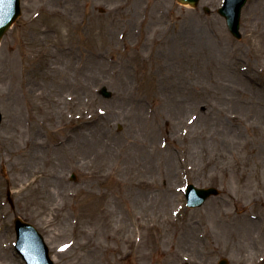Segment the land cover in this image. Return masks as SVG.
<instances>
[{
    "label": "rangeland",
    "instance_id": "374dc122",
    "mask_svg": "<svg viewBox=\"0 0 264 264\" xmlns=\"http://www.w3.org/2000/svg\"><path fill=\"white\" fill-rule=\"evenodd\" d=\"M221 2L20 0L0 39V264H24L16 217L54 264H264V0L239 38ZM187 182L219 193L187 208Z\"/></svg>",
    "mask_w": 264,
    "mask_h": 264
},
{
    "label": "water",
    "instance_id": "95a60500",
    "mask_svg": "<svg viewBox=\"0 0 264 264\" xmlns=\"http://www.w3.org/2000/svg\"><path fill=\"white\" fill-rule=\"evenodd\" d=\"M182 3H190L195 6L198 0H178ZM246 0H224L221 7L217 12L222 15L230 32L240 37V13L241 8L245 4ZM20 0H0V39L12 22L20 14ZM206 12H209L208 8H204ZM101 93L108 97L110 92L106 91V88L101 89ZM0 113V123H1ZM218 190L214 187L197 189L192 185L187 188V200L188 205L198 206L209 195L217 194ZM10 203L11 199H9ZM16 231V244L15 249L25 260L26 264H53L48 255V249L43 241L42 236L36 231L34 226L23 221L19 217L14 220ZM219 264H228L226 259H221Z\"/></svg>",
    "mask_w": 264,
    "mask_h": 264
}]
</instances>
